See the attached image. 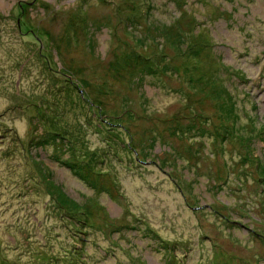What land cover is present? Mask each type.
<instances>
[{"label":"rangeland","instance_id":"1","mask_svg":"<svg viewBox=\"0 0 264 264\" xmlns=\"http://www.w3.org/2000/svg\"><path fill=\"white\" fill-rule=\"evenodd\" d=\"M264 264V0H0V264Z\"/></svg>","mask_w":264,"mask_h":264},{"label":"trees","instance_id":"2","mask_svg":"<svg viewBox=\"0 0 264 264\" xmlns=\"http://www.w3.org/2000/svg\"><path fill=\"white\" fill-rule=\"evenodd\" d=\"M74 262H71V264H73Z\"/></svg>","mask_w":264,"mask_h":264}]
</instances>
